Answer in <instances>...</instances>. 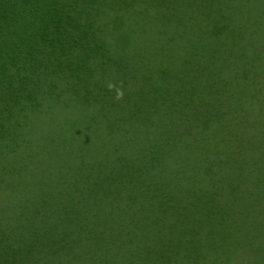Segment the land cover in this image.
<instances>
[{
    "label": "trees",
    "instance_id": "1",
    "mask_svg": "<svg viewBox=\"0 0 264 264\" xmlns=\"http://www.w3.org/2000/svg\"><path fill=\"white\" fill-rule=\"evenodd\" d=\"M260 37L264 0H0V155L17 151L0 175V264H231L241 245L264 264V224L220 237L224 183L204 210L167 205L195 169L250 172L263 153L231 117L255 92Z\"/></svg>",
    "mask_w": 264,
    "mask_h": 264
},
{
    "label": "rangeland",
    "instance_id": "2",
    "mask_svg": "<svg viewBox=\"0 0 264 264\" xmlns=\"http://www.w3.org/2000/svg\"><path fill=\"white\" fill-rule=\"evenodd\" d=\"M260 38L261 39H259L260 41L258 43V46L264 44V37ZM198 50L199 48L196 47V52ZM181 55L182 54H180L179 56ZM258 57L262 59H256L257 63H255V72L257 75L256 79L258 78L256 81L258 82H256L257 84L255 86V92L249 95L251 104L248 103V108H243L239 106L240 101L237 99L236 103L234 104L233 111H231V117L233 118L237 126L239 122L238 114L240 115V117H243L242 122L239 123L238 127V136L242 140L241 143L246 142L251 135H264V49H260V55H258ZM210 76L211 71L208 72L207 77ZM137 81L140 82L139 80ZM239 107L240 112H238ZM243 113H245L246 115H244ZM245 128L246 130H243ZM75 131L72 130V132ZM107 134L108 136L106 137H112L110 133ZM187 136L188 135H185L183 136V138H186ZM146 138L150 137L146 136ZM64 143L61 144L62 149L65 148L63 147ZM94 145L96 153H99V156L102 158L106 155H111L113 147L116 148L115 145L110 142V140H98L95 141ZM256 152L257 150L253 149L252 153L254 154ZM15 153H17L16 150H11V152L6 156L0 155L1 176L2 173H5V158L8 160H13V156L15 159ZM223 153L225 152L223 151ZM252 155L247 154L248 157H251ZM29 159L32 162L37 161L36 164L44 162V159L42 160L40 155L37 156L35 154H32L31 156H29ZM250 162L254 164L250 166V168L252 167V170L250 172L245 169H241L239 172L230 174V169L229 174L226 172V170V174H224L222 170L223 168H221L222 166L220 164L217 167L216 176H209L208 174L207 176H205L207 164H205L204 170L201 173H199L198 170L195 169L194 171L197 172V175L195 177H192L191 179L182 181L181 193H178V196L173 198V203H167V205L171 206L170 209L176 211V214H178L179 212L194 213L196 202H198V206L199 204H201V207L204 210V205L207 202L208 188H210L211 182L213 181V187L216 186V183H224L222 188L220 189L219 198L220 203L223 207V213L225 214L224 217L222 216L221 218H224L228 222V225H226L223 220L224 229H221L220 237L231 234L233 235V239L235 237H242V239L245 240V238H248V235L246 234H254L255 237L258 236L257 234L260 231V225L264 224V151L261 154H255L254 158H251ZM234 165L235 164H232V166ZM228 166L230 167V165ZM1 180L2 179L0 178V184ZM3 193L4 189L0 188V195ZM175 220L178 219L176 218ZM199 226L201 229L198 233H200L201 239L203 243H205L206 239L209 236L208 229L210 227V224L207 222L203 223L202 221V223L197 225V228ZM227 230H229L230 233H228ZM159 237L160 239L158 240L157 238H155L153 243L156 246L161 245V247L164 248V239L160 235ZM170 242H174L175 245L173 247L179 246L177 244V240L169 241V243ZM243 250L244 246H239L236 251H232L230 253L231 258L225 260L229 261V263L231 264H257L256 260H253V252H251L252 250H255L254 247L248 246L245 249L248 257L241 254ZM135 264H139L138 260H136Z\"/></svg>",
    "mask_w": 264,
    "mask_h": 264
},
{
    "label": "clouds",
    "instance_id": "3",
    "mask_svg": "<svg viewBox=\"0 0 264 264\" xmlns=\"http://www.w3.org/2000/svg\"><path fill=\"white\" fill-rule=\"evenodd\" d=\"M121 95H122V93H121Z\"/></svg>",
    "mask_w": 264,
    "mask_h": 264
}]
</instances>
